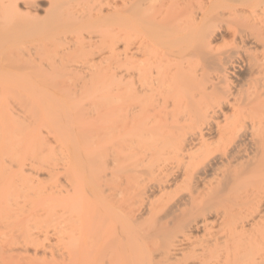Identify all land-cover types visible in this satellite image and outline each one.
I'll return each mask as SVG.
<instances>
[{"label": "bare ground", "instance_id": "6f19581e", "mask_svg": "<svg viewBox=\"0 0 264 264\" xmlns=\"http://www.w3.org/2000/svg\"><path fill=\"white\" fill-rule=\"evenodd\" d=\"M35 1L0 0V264H264V0Z\"/></svg>", "mask_w": 264, "mask_h": 264}, {"label": "rangeland", "instance_id": "374dc122", "mask_svg": "<svg viewBox=\"0 0 264 264\" xmlns=\"http://www.w3.org/2000/svg\"><path fill=\"white\" fill-rule=\"evenodd\" d=\"M36 3H35V12L39 15V16H42L43 15V12H44V10L49 6V4H48V2H49V0H36L35 1ZM48 4V5H47ZM47 5V6H46ZM39 6V7H38ZM50 8V7H49ZM48 9V8H47ZM221 43H223V41H220V42H218V44L220 45ZM237 72H239V70L237 69V68H235V70L234 71H232V75H233V77L236 75V73Z\"/></svg>", "mask_w": 264, "mask_h": 264}]
</instances>
